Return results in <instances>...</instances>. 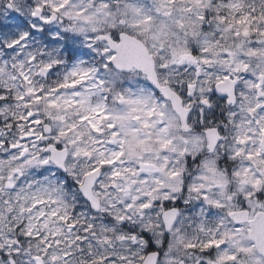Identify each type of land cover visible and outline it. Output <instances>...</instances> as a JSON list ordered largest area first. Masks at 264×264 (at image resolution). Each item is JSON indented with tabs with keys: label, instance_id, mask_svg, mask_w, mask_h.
Returning <instances> with one entry per match:
<instances>
[{
	"label": "snow or ice",
	"instance_id": "snow-or-ice-1",
	"mask_svg": "<svg viewBox=\"0 0 264 264\" xmlns=\"http://www.w3.org/2000/svg\"><path fill=\"white\" fill-rule=\"evenodd\" d=\"M0 264H264V0H0Z\"/></svg>",
	"mask_w": 264,
	"mask_h": 264
}]
</instances>
